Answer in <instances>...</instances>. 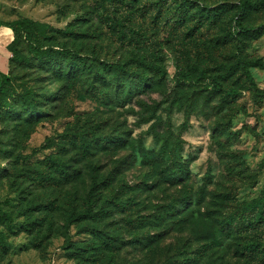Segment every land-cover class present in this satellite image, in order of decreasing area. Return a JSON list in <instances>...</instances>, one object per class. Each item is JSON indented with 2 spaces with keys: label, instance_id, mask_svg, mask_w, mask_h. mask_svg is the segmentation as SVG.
<instances>
[{
  "label": "rangeland",
  "instance_id": "1",
  "mask_svg": "<svg viewBox=\"0 0 264 264\" xmlns=\"http://www.w3.org/2000/svg\"><path fill=\"white\" fill-rule=\"evenodd\" d=\"M238 1L127 0L125 12L136 24H142L155 42L166 80L160 85L155 82L153 89L141 95L130 97L125 91L117 99L120 91L108 90L101 81L93 82L92 74L67 86L58 75L66 62L35 59L23 40L16 41L10 53L7 45L13 32L0 26V56L14 55L10 66L14 93L8 99L14 108L0 103V212L7 215L6 219L0 217V264H76L66 247L65 235L68 232L74 241H84L89 235L78 233L79 225L69 226L65 219L74 187L66 177L45 181L40 176L52 172L47 161L52 157L67 165L70 176L86 178L80 138L91 140L99 135L124 139L125 146L116 155L98 153L93 161L104 172L120 163L123 167L118 182L126 186L143 181L151 185L153 181L146 179L152 174L151 161L139 154V140L152 153L166 141L172 159L157 161L159 168L187 170L176 184L160 181L157 188L131 191L140 202L129 215L131 218L144 216L152 220L157 214L156 206L179 197L187 188L199 200L192 208L203 220L239 214L242 204L264 196V32L258 37H241L242 55L261 63L250 69L256 90L245 89L242 84L234 97H225L197 85L180 84L176 77L185 59L206 66L234 52L236 40L227 39L225 30ZM251 1L255 5L245 11L243 24H264V0ZM200 3L216 12L199 14ZM86 14L82 0H0V23L27 17L55 29L72 26L76 37L55 32L51 42L99 61L130 63V69L143 67V54L113 43L91 16L76 24ZM148 74L155 79L151 71ZM105 91L109 94L105 95ZM25 95L38 100L35 112L25 110L21 114L26 108ZM74 128L80 134L76 145L65 138L66 132L74 133ZM154 132H160L161 139L157 140ZM80 181L75 186L81 189ZM28 217L47 219L35 243L22 227ZM124 218L125 214L114 213L108 222H118L127 240L131 236L123 225ZM248 223L239 217L224 225V239L212 254L214 263L264 264V253L241 258L235 251L246 239L264 241V224L257 227ZM139 231L162 237V261L181 249L184 242L191 243V250L205 243L191 236L190 230L169 231L164 225L144 226ZM144 252L126 247L123 256L135 260Z\"/></svg>",
  "mask_w": 264,
  "mask_h": 264
},
{
  "label": "trees",
  "instance_id": "2",
  "mask_svg": "<svg viewBox=\"0 0 264 264\" xmlns=\"http://www.w3.org/2000/svg\"><path fill=\"white\" fill-rule=\"evenodd\" d=\"M82 1H85L87 14L78 18L76 24L79 21H85L87 16H91L99 23L104 33L110 36L113 43L125 49L138 50L140 54H143L140 63L143 67L137 66L130 69L128 68L130 63L99 61L71 47L57 46L51 42L55 38L53 33L76 37V31L72 26L55 29L50 24L27 17L0 23V26L8 27L13 32V39L7 45L8 51L14 52L12 47L16 41L23 40L35 59L66 62L64 67L58 70V75L67 83V86L74 85L85 74H92L93 82L101 81L108 90L120 91L116 99L122 97L125 91L128 96L132 97L153 89L155 82L157 85L163 84L166 80V71L162 67V57L158 54L150 34L144 30V26L136 24L129 13L125 12L128 6L127 0ZM189 1L199 3V0ZM254 5L255 2L251 0H239L235 4L228 28L225 30L227 39L236 40L234 52L223 60H215L211 65L206 66L201 65L197 60L185 59L176 71L178 83L197 85L205 91L213 90L225 97H234L242 90V84L245 85V89H257L250 69L261 63L247 55H242L241 50L242 36L258 37L264 32V24L249 26L242 22L245 11ZM197 11L202 15L216 12L211 6L201 3ZM147 49L149 52H145ZM13 57L14 55L0 56V103L9 109L14 108L8 101L14 93L10 79ZM149 71L155 75V79L153 76L150 78ZM110 74L113 75L109 77ZM104 94L108 95L109 92L105 91ZM24 99L26 108H22L21 114L25 110L35 112L38 100H32L26 95ZM76 131L77 129L74 128V133L66 132L65 137L71 139L75 145L79 142L77 138L79 133L76 134ZM159 133L154 132L157 140L161 139ZM138 142L139 154L145 161H151L150 172L152 174L146 178L153 180L151 185L143 181L137 185L126 186L124 182H118L123 167L120 163L116 164L112 171L104 172L103 167L93 161L94 155L98 153L116 155L117 151L125 146L124 139L120 136L108 138L95 135L91 140L80 138V159L86 161V178L78 177L76 174L70 176L66 170V164L47 157L52 172L42 173L41 180L49 181L56 179V176L68 179L67 183L74 187L75 193L71 192L69 195L65 216L67 225H79L78 233L89 235L84 241L72 240L68 232L65 235V241L68 242L66 247L72 258L76 260V264H216L213 262L212 254L224 239V225L234 223L239 217L241 220L243 218L248 221L249 225L260 227L264 224L263 195L242 204V211L239 214L223 217L221 220L215 218L213 221L210 218L203 220L194 214L197 211H193V203L196 205L199 200L194 198V192L190 188L182 191L179 197L156 206L157 214L152 220L145 219L144 216L129 217L133 214L135 206L140 203L133 198L131 191L136 188L142 191L157 188L160 181H166L171 185L176 184V179L187 173L185 168H178V170L169 167L159 168L157 161L166 159L171 161L172 159L168 153L166 141L162 142L156 153L146 151L142 143L140 144L141 141ZM77 180H81L83 185L81 189L75 186ZM36 207L39 209L38 205ZM114 213L126 215L122 221L127 233L131 236L130 239L124 240L118 222L109 225L108 219L112 218ZM0 217L6 219L7 215L0 212ZM46 221L47 219L40 217H28L22 224L24 231L34 239V243ZM162 225L169 231L173 229L190 230L191 236L205 243L191 250V243L184 242L181 249H177V252L170 256L165 255L166 259L162 261L163 253L160 250L162 237L159 234L145 235L139 231L144 226L156 228ZM126 247L146 252L138 259L128 260L123 256V249ZM235 251L241 258L254 257L257 253H264V241L246 239L236 246Z\"/></svg>",
  "mask_w": 264,
  "mask_h": 264
},
{
  "label": "crops",
  "instance_id": "3",
  "mask_svg": "<svg viewBox=\"0 0 264 264\" xmlns=\"http://www.w3.org/2000/svg\"><path fill=\"white\" fill-rule=\"evenodd\" d=\"M3 28H5L7 31H9V32H11V34H12V30L10 29V28H8V27H3ZM5 32V31H4ZM9 32H5L6 33V35H9ZM13 39V36H10V41ZM10 43V42H9Z\"/></svg>",
  "mask_w": 264,
  "mask_h": 264
}]
</instances>
